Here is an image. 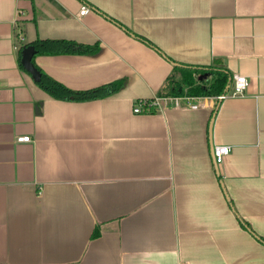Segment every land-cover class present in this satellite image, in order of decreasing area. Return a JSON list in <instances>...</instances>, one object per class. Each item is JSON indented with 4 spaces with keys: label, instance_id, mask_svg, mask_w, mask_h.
I'll return each instance as SVG.
<instances>
[{
    "label": "crops",
    "instance_id": "obj_1",
    "mask_svg": "<svg viewBox=\"0 0 264 264\" xmlns=\"http://www.w3.org/2000/svg\"><path fill=\"white\" fill-rule=\"evenodd\" d=\"M38 39L89 46L32 56L66 87L124 85L53 97ZM174 64L248 83L190 107ZM0 264H264V0H0Z\"/></svg>",
    "mask_w": 264,
    "mask_h": 264
},
{
    "label": "trees",
    "instance_id": "obj_2",
    "mask_svg": "<svg viewBox=\"0 0 264 264\" xmlns=\"http://www.w3.org/2000/svg\"><path fill=\"white\" fill-rule=\"evenodd\" d=\"M42 44L44 45L42 46ZM30 45H33L36 51L44 52L81 53L90 51L89 46L87 45L64 39H38L32 42ZM20 52L18 53L19 62ZM20 66L22 65L20 64ZM38 70L41 76L40 79L36 81L37 84L45 89L50 95L59 99L78 101L95 99L112 94L124 85V80H115L88 89L74 90L48 77L46 74L41 72L40 69ZM173 71L174 72H172L166 78L165 85L162 90L158 91L157 95L159 97L218 96L227 92L228 88L226 89V86L227 84L230 85L232 80V76L229 74V72H227V70H225L223 67H217L215 65L208 67H197L174 64ZM145 102H148V100ZM150 106L146 105L147 108L145 109L152 110Z\"/></svg>",
    "mask_w": 264,
    "mask_h": 264
},
{
    "label": "built area",
    "instance_id": "obj_3",
    "mask_svg": "<svg viewBox=\"0 0 264 264\" xmlns=\"http://www.w3.org/2000/svg\"><path fill=\"white\" fill-rule=\"evenodd\" d=\"M86 11H88V7L85 5H82L81 9H80V14H83ZM247 83H248V80L244 75L233 74L230 89L226 93H222V94L218 95L217 98L222 99L228 95H231V96L240 95L246 89ZM181 98H183L187 102V104L190 105V107H196V104L192 102V96H184ZM141 110L142 109L140 108V104L135 105V107L133 108L134 112H140ZM16 141H18V142L30 141V136H28V135L17 136ZM228 151H229V146H227V145H216V146H214L213 147L214 163L218 164V163L222 162L225 154H227Z\"/></svg>",
    "mask_w": 264,
    "mask_h": 264
},
{
    "label": "water",
    "instance_id": "obj_4",
    "mask_svg": "<svg viewBox=\"0 0 264 264\" xmlns=\"http://www.w3.org/2000/svg\"><path fill=\"white\" fill-rule=\"evenodd\" d=\"M35 52L36 50L33 45L29 44L23 46L20 52V64L35 81H38L41 75L39 70L34 66L32 62V56L35 54ZM228 86L229 84H227L226 89L228 88Z\"/></svg>",
    "mask_w": 264,
    "mask_h": 264
}]
</instances>
